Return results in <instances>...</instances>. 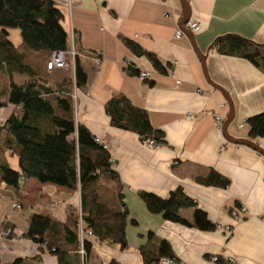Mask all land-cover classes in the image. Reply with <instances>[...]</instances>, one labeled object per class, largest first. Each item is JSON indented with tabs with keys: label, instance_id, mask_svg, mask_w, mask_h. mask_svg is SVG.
<instances>
[{
	"label": "crops",
	"instance_id": "crops-1",
	"mask_svg": "<svg viewBox=\"0 0 264 264\" xmlns=\"http://www.w3.org/2000/svg\"><path fill=\"white\" fill-rule=\"evenodd\" d=\"M52 2L62 15L67 43L70 45L71 37L73 41V34H77L82 50L100 54L96 66L91 56L84 58L88 83L74 90V121L98 138L109 154L122 184L126 216V247L120 249L85 235L92 245L84 264H145L139 248L149 232L169 244L179 264H208L213 254L232 257L236 264H264V156L226 140L222 128H216L213 119L205 115L207 111H220L225 120L227 106L222 94L205 80L189 37L183 32L179 38L174 37L182 17L180 0ZM187 4L189 20L200 26L191 34L204 55L207 74L228 93L233 104L228 134L264 150V137H250L245 122L264 112V71L210 47L216 37L224 34L264 44V0H187ZM6 33L9 42L18 47L19 29L8 28ZM119 36L153 54L166 72L159 73L146 57L134 55ZM139 72H149V78L139 80ZM25 79L21 74L14 73L10 78L0 74V126L17 110L8 102L10 81L21 84ZM117 94L144 110L151 127L163 134L157 148H149L147 140L110 124L104 106ZM2 158L13 168L11 163L16 157L5 152ZM210 169L228 180L226 188L195 180ZM175 190L193 204L180 208V217L191 221L193 211L198 209L214 228L200 230L168 221L161 213L149 212L140 197L141 193H149L167 199ZM13 202L21 208L13 209ZM239 206H244L246 213L233 218L230 212ZM79 209L77 190L34 178L26 181L18 195L13 187L1 185L0 264L17 260L21 264H59L57 256L47 251L39 260L32 259L37 245L24 237L29 219L40 215L61 225L75 217ZM216 226L229 227L230 231ZM6 231L8 234H4ZM77 250V262L81 264Z\"/></svg>",
	"mask_w": 264,
	"mask_h": 264
},
{
	"label": "trees",
	"instance_id": "trees-1",
	"mask_svg": "<svg viewBox=\"0 0 264 264\" xmlns=\"http://www.w3.org/2000/svg\"><path fill=\"white\" fill-rule=\"evenodd\" d=\"M61 20L52 0H0V74L26 77L21 84L9 83L8 102L17 110L0 126V186H11L18 195L26 181L34 178L79 192L78 215L61 225L33 215L24 234L37 245L32 259L39 260L47 251L57 256L59 264H78L75 251L79 248L80 228L91 230L95 241L124 249L126 216L122 184L109 162V154L74 121L72 95L75 89L87 85L83 61L92 55L81 49L77 34H73L75 55H64L68 68L46 70L51 52L66 53L70 49ZM8 28L20 31L21 43L16 48L7 39ZM118 38L134 55L146 57L159 73L166 72L153 54L123 36ZM210 47L221 55L247 60L264 71V44L237 34H224L216 37ZM104 109L113 127L131 131L141 140L162 142L163 134L151 127L146 112L133 106L125 96L111 97ZM245 122L250 137H264V112ZM5 152L16 157L18 170L10 168L2 158ZM195 180L203 185L228 186V180L211 169ZM140 197L149 212L161 213L168 221L200 230L214 228L198 209L193 211L191 221L180 217V208L193 205L180 190L171 192L167 199L149 193H141ZM91 245L92 241L83 237L86 257ZM139 252L145 264L174 257L169 244L152 232L146 235ZM21 263L17 260L13 264Z\"/></svg>",
	"mask_w": 264,
	"mask_h": 264
},
{
	"label": "built area",
	"instance_id": "built-area-1",
	"mask_svg": "<svg viewBox=\"0 0 264 264\" xmlns=\"http://www.w3.org/2000/svg\"><path fill=\"white\" fill-rule=\"evenodd\" d=\"M183 27L188 29L192 33H196L200 30L199 24H197L196 22L191 21V20H187L183 24ZM182 34L183 33L180 30V28L175 29V32H174L175 38H179ZM72 42L73 41H72V37H71V44L70 45L68 44L70 49L66 53L59 51V50L53 51L50 53L49 59L46 62V70L51 71V70L56 69V68H66L68 66L67 63L64 61V55L69 54L71 56V58L74 57L75 53L73 51ZM99 55H100L99 53H94L91 56V60H92V63L94 66L98 65L100 62V56ZM126 65L127 64L125 63V66ZM138 78L141 81L146 80L147 78H149V72H139ZM205 115H208L213 119V124L216 128H218V129L222 128L224 119H223V115L221 114L220 111H218V112L207 111V112H205ZM187 117L191 118L190 116H187ZM240 126H242V125L240 124ZM94 141L96 143L100 144L98 138H94ZM146 144L149 148H157V146H158V144L153 139L147 140ZM102 147L105 148L103 145H102ZM111 161H112L111 158H109V162H111ZM11 207L13 209L18 210L21 208V205L18 202H13L11 204ZM244 213H246V208L244 206H239L238 208H236L230 212V214L233 218L239 217L240 215H242ZM261 220L264 222V215L261 216ZM216 229H223L226 232L230 231L229 227L220 228L219 226H216ZM4 234H8V231L4 232ZM85 235L86 236H92L91 230H89V229L82 230L80 228V230H79V248L77 250V254L80 257V263L81 264H84L85 259H86L85 250L82 246L83 237ZM150 264H179V262L174 257H164V258H161L160 260H158L157 262L150 263ZM208 264H236V261L232 257H229V256H220L218 254H213V255H210V257L208 258Z\"/></svg>",
	"mask_w": 264,
	"mask_h": 264
},
{
	"label": "water",
	"instance_id": "water-1",
	"mask_svg": "<svg viewBox=\"0 0 264 264\" xmlns=\"http://www.w3.org/2000/svg\"><path fill=\"white\" fill-rule=\"evenodd\" d=\"M180 4H181V8H182V17H181V20L179 22L180 30L189 37L191 45H192L194 51L196 52L197 56L200 59L205 80L207 81V83L209 84V86L211 88H213V89L217 90L218 92H220L222 94V96L224 97V99H225V103H226V106H227V113H226V117H225V120L223 121V125H222V132L224 134V137L229 142L248 146L249 148H252L253 150L257 151L258 153H260L261 155L264 156V150L262 148L258 147L255 143H253V142H251L249 140H246V139H234L232 136H230L228 134L227 128H228V125L231 123V121L233 119V116H234V110H233L232 101H231L228 93L222 87H220L219 85L215 84L209 78V76L207 74V71H206V68H205L204 55L197 49L196 44L193 41L191 32L188 29L183 27V24L187 20H189V18H190V10H189V6L187 4V0H180Z\"/></svg>",
	"mask_w": 264,
	"mask_h": 264
},
{
	"label": "rangeland",
	"instance_id": "rangeland-1",
	"mask_svg": "<svg viewBox=\"0 0 264 264\" xmlns=\"http://www.w3.org/2000/svg\"><path fill=\"white\" fill-rule=\"evenodd\" d=\"M13 160H14V161L11 163V165H12L13 168L17 169V168H18V165H17V163H16V158H15V159L13 158ZM13 168H12V169H13Z\"/></svg>",
	"mask_w": 264,
	"mask_h": 264
},
{
	"label": "clouds",
	"instance_id": "clouds-1",
	"mask_svg": "<svg viewBox=\"0 0 264 264\" xmlns=\"http://www.w3.org/2000/svg\"><path fill=\"white\" fill-rule=\"evenodd\" d=\"M92 55H93V54H92ZM48 59H49V58H48ZM46 62H47V61H46ZM67 65H68V64H67ZM67 67H68V66H67ZM63 69H65V68H63ZM47 71H48V70H47ZM72 96H73V98H74V94H73ZM100 145H101V144H100ZM109 158H110V157H109ZM78 214H79V213H78ZM78 214H77V215H78Z\"/></svg>",
	"mask_w": 264,
	"mask_h": 264
}]
</instances>
